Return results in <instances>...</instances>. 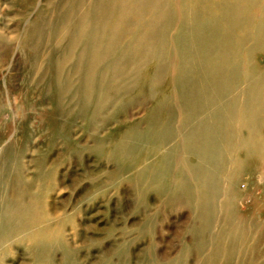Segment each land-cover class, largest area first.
<instances>
[{"label": "rangeland", "instance_id": "obj_1", "mask_svg": "<svg viewBox=\"0 0 264 264\" xmlns=\"http://www.w3.org/2000/svg\"><path fill=\"white\" fill-rule=\"evenodd\" d=\"M63 5L0 0V201L37 202L55 233L46 241L25 232L0 240V264H264V159L248 157L245 124L251 78L239 75L221 103L200 115L222 112V124L210 123L221 164L186 150L193 129L174 95L164 138L122 147L125 124L146 131L151 100L136 89L91 116L72 94H54L60 25L55 47L43 38L33 54L25 44L34 25L55 26ZM170 50L172 86L181 53ZM253 58L264 66V53ZM68 76L78 83L74 71ZM154 151L165 158L161 165ZM192 160L211 174L205 216Z\"/></svg>", "mask_w": 264, "mask_h": 264}, {"label": "bare ground", "instance_id": "obj_2", "mask_svg": "<svg viewBox=\"0 0 264 264\" xmlns=\"http://www.w3.org/2000/svg\"><path fill=\"white\" fill-rule=\"evenodd\" d=\"M63 6L55 26L44 27L39 22L28 30L25 44L33 54L46 41L43 38H49L46 44L55 47L52 42L59 36L60 25L59 48L64 53L53 68L54 94H72L78 107L91 116L136 89L151 100L146 131L125 124L122 147L135 150L139 143L162 140L163 131L170 127L166 125L175 117L169 101L174 95L184 107L181 119L185 117L184 124L193 129L186 150L221 164L224 154L210 125L223 123L222 112L199 118L212 105L220 104L235 78L246 73L251 78L250 92L253 90L245 120L251 149L248 157L264 159V66L255 65L253 58L264 53V0H64ZM248 45H252L249 50ZM171 47L181 53L175 75H170L172 86L166 82ZM70 71L78 76L77 84L69 78ZM129 79H134L133 87L125 90ZM152 154L158 155L157 165L164 162L158 151ZM189 165L200 177L207 200L204 203L201 198L205 216L212 197L211 174L193 160ZM46 221L37 202L23 198L0 201L2 241L24 232L35 241L52 240L55 233Z\"/></svg>", "mask_w": 264, "mask_h": 264}]
</instances>
